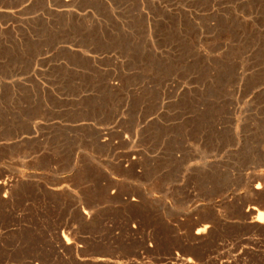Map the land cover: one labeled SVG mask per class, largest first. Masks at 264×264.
Instances as JSON below:
<instances>
[{"label":"rangeland","instance_id":"rangeland-1","mask_svg":"<svg viewBox=\"0 0 264 264\" xmlns=\"http://www.w3.org/2000/svg\"><path fill=\"white\" fill-rule=\"evenodd\" d=\"M0 264H264V0H0Z\"/></svg>","mask_w":264,"mask_h":264},{"label":"bare ground","instance_id":"bare-ground-1","mask_svg":"<svg viewBox=\"0 0 264 264\" xmlns=\"http://www.w3.org/2000/svg\"><path fill=\"white\" fill-rule=\"evenodd\" d=\"M253 212H254V211H253ZM186 262H187V263H191V260H190V259H188Z\"/></svg>","mask_w":264,"mask_h":264}]
</instances>
